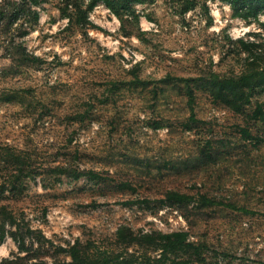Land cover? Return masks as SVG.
Segmentation results:
<instances>
[{
    "label": "rangeland",
    "instance_id": "obj_1",
    "mask_svg": "<svg viewBox=\"0 0 264 264\" xmlns=\"http://www.w3.org/2000/svg\"><path fill=\"white\" fill-rule=\"evenodd\" d=\"M71 1L0 19V203L21 227L5 225L0 259L70 263V244L110 248L127 225L197 246L133 245L134 264H264V86L234 108L215 81L254 58L241 40L264 51V0H143L120 14ZM13 149L33 168L21 180ZM28 223L20 250L11 231Z\"/></svg>",
    "mask_w": 264,
    "mask_h": 264
},
{
    "label": "trees",
    "instance_id": "obj_2",
    "mask_svg": "<svg viewBox=\"0 0 264 264\" xmlns=\"http://www.w3.org/2000/svg\"><path fill=\"white\" fill-rule=\"evenodd\" d=\"M29 1L33 0H0V19L7 18L13 22L16 21L23 15V4H28ZM102 1H104L107 6L110 7L115 13L120 14V9L131 8L134 2L143 0ZM231 1L234 2L235 0ZM69 3H72V1L67 0V9L69 8ZM80 9L81 11L84 10L83 8ZM237 13L240 15H256L255 12H252V5H250L249 8H244L243 10L238 9ZM36 15H38L37 12H35L34 16ZM241 41L243 43V48L249 53L248 58L251 56H254V58L249 59L244 70L239 74H231L229 76L224 75L215 78L216 83L220 84L219 95H221V98L234 108L242 107V97L245 89L254 85L264 86V51L253 55L251 42L246 40ZM237 91H241V93H238ZM245 99H249V96H247ZM10 155L16 159L14 162L18 166V173L16 174L18 180H21L24 177H28L32 174L33 168H31L32 166L28 162V157L24 153H19L13 149ZM53 169L57 172L66 171V167L62 165L54 166ZM20 184V187H15V189H18V193H22L26 188L23 181H21ZM174 194L179 195L177 193ZM204 201H208V198H205ZM0 215L1 241L5 237L7 231L5 228L7 223L19 228L21 227L17 222L14 211L7 204L0 203ZM32 230V226L30 223H28L26 224L25 228L21 229L20 231H11V234L17 242L20 250L26 249V237H30L29 235ZM33 242L34 239L32 240L31 245H33ZM42 243L43 242L40 241V245H42ZM133 245H153L155 249H160L163 251V253L164 251L176 253L181 250L187 251L191 248L197 250L196 244L188 240L187 232L184 230L164 233H148L144 231L135 232L131 227L123 225L118 228L115 236V244L110 248H101V246L96 245L90 247L87 244L82 243L80 240L70 244L68 250L66 249V255L71 257L70 263H67V260L65 259L60 262H56L55 260L48 262L43 260L45 254H36L35 256H21L14 254L10 257L1 258L0 264H134L136 257L133 250L135 248L132 247ZM23 260L26 261V263H23Z\"/></svg>",
    "mask_w": 264,
    "mask_h": 264
}]
</instances>
